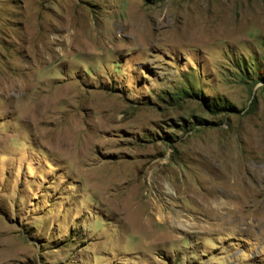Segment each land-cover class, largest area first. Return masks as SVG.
<instances>
[{"label":"rangeland","instance_id":"rangeland-1","mask_svg":"<svg viewBox=\"0 0 264 264\" xmlns=\"http://www.w3.org/2000/svg\"><path fill=\"white\" fill-rule=\"evenodd\" d=\"M0 264H264V0H0Z\"/></svg>","mask_w":264,"mask_h":264},{"label":"bare ground","instance_id":"bare-ground-1","mask_svg":"<svg viewBox=\"0 0 264 264\" xmlns=\"http://www.w3.org/2000/svg\"><path fill=\"white\" fill-rule=\"evenodd\" d=\"M139 193H141V192H139ZM153 193V192H152ZM149 200V199H148ZM154 205V207H155V210H156V212L159 214V212L160 211H162L161 210V206H160V204H156V203H154L153 204ZM169 205V204H168ZM162 215H160L159 217H161Z\"/></svg>","mask_w":264,"mask_h":264}]
</instances>
